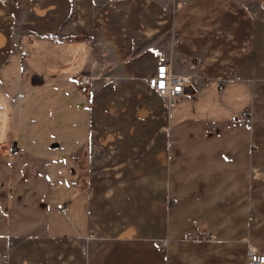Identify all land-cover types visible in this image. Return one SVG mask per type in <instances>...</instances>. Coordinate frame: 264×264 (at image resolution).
Segmentation results:
<instances>
[{
	"label": "crops",
	"instance_id": "1",
	"mask_svg": "<svg viewBox=\"0 0 264 264\" xmlns=\"http://www.w3.org/2000/svg\"><path fill=\"white\" fill-rule=\"evenodd\" d=\"M162 61L197 93L164 101L146 83ZM249 248L264 0H0V264H247Z\"/></svg>",
	"mask_w": 264,
	"mask_h": 264
},
{
	"label": "built area",
	"instance_id": "2",
	"mask_svg": "<svg viewBox=\"0 0 264 264\" xmlns=\"http://www.w3.org/2000/svg\"><path fill=\"white\" fill-rule=\"evenodd\" d=\"M197 58V62H199ZM95 77L89 72H79L75 77V84L80 87H86L92 83ZM147 85L154 89L164 101L169 102L173 98H181L186 95H195L198 91L197 84L190 74H179L170 71L169 64L162 61L158 64L154 74L146 78ZM220 87V84H218ZM231 120H240L247 129L252 126V114L249 109H243L231 115ZM66 211V207L61 208ZM188 238V236H184ZM158 245L165 247L167 245V238L158 240ZM247 264H264V252H260L249 248L246 254Z\"/></svg>",
	"mask_w": 264,
	"mask_h": 264
},
{
	"label": "rangeland",
	"instance_id": "3",
	"mask_svg": "<svg viewBox=\"0 0 264 264\" xmlns=\"http://www.w3.org/2000/svg\"><path fill=\"white\" fill-rule=\"evenodd\" d=\"M16 132V131H15ZM17 134V133H16Z\"/></svg>",
	"mask_w": 264,
	"mask_h": 264
}]
</instances>
